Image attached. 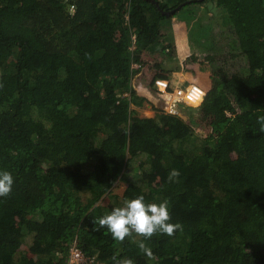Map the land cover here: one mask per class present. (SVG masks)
Returning <instances> with one entry per match:
<instances>
[{
	"label": "trees",
	"instance_id": "obj_1",
	"mask_svg": "<svg viewBox=\"0 0 264 264\" xmlns=\"http://www.w3.org/2000/svg\"><path fill=\"white\" fill-rule=\"evenodd\" d=\"M168 18L239 44L198 57L211 85L189 121L137 110L150 102L140 88L179 71ZM0 85V170L14 177L0 197V264H67L75 240L104 264H248L264 252V0H0ZM141 194L169 200L182 225L146 241L154 259L93 231Z\"/></svg>",
	"mask_w": 264,
	"mask_h": 264
},
{
	"label": "clouds",
	"instance_id": "obj_2",
	"mask_svg": "<svg viewBox=\"0 0 264 264\" xmlns=\"http://www.w3.org/2000/svg\"><path fill=\"white\" fill-rule=\"evenodd\" d=\"M257 124L259 132L264 133V115L257 118ZM180 175L179 170L171 169L167 174L168 181L178 183ZM13 184V175L7 170H0V197H8L12 192ZM169 208L170 201L167 199L160 203H146L144 195H137L135 198L125 199L123 206L115 207L109 214L94 219L93 231L106 228L113 240L121 243L128 238L144 256L154 259L153 250L146 241L157 234L172 236L177 230H182L180 223L170 222ZM111 260L113 264H135L129 257L118 258L113 255Z\"/></svg>",
	"mask_w": 264,
	"mask_h": 264
},
{
	"label": "crops",
	"instance_id": "obj_3",
	"mask_svg": "<svg viewBox=\"0 0 264 264\" xmlns=\"http://www.w3.org/2000/svg\"><path fill=\"white\" fill-rule=\"evenodd\" d=\"M173 22V27L169 33H163L172 51L171 63L179 67V71L173 74L172 78L174 80L172 79L171 82L175 85L199 83L208 90L211 85V66L208 63L201 64L198 61V57L200 58L209 53L237 51L239 44L234 49L230 50L226 48L224 51L215 52L217 49H223V47H227L228 44L236 41H225L221 44L214 45L210 38L205 36L197 37L191 21H178L174 18ZM191 73H197L198 75L194 78L190 76ZM148 90L151 96L147 95ZM138 93L147 97L154 106L161 108V100L153 95L156 98L154 99L152 97V91L149 88H140Z\"/></svg>",
	"mask_w": 264,
	"mask_h": 264
},
{
	"label": "built area",
	"instance_id": "obj_4",
	"mask_svg": "<svg viewBox=\"0 0 264 264\" xmlns=\"http://www.w3.org/2000/svg\"><path fill=\"white\" fill-rule=\"evenodd\" d=\"M75 6L70 7V11L73 12ZM135 38V35H133ZM172 53L171 48H167V51ZM139 63H133V68H140ZM151 91L155 90L161 100L160 110L167 114L185 116L191 115L199 105L202 103L206 94V89L199 83H189L187 85H175L167 79H156L151 85ZM128 93L125 94V96ZM183 103L190 104V111L188 114H183L180 107ZM67 264H104L103 261L96 256L86 255L78 246L77 241H74L73 246L70 248V255Z\"/></svg>",
	"mask_w": 264,
	"mask_h": 264
},
{
	"label": "rangeland",
	"instance_id": "obj_5",
	"mask_svg": "<svg viewBox=\"0 0 264 264\" xmlns=\"http://www.w3.org/2000/svg\"><path fill=\"white\" fill-rule=\"evenodd\" d=\"M173 19L174 18H168V19H165V20L162 21L160 29L162 30L163 33L168 34L169 31L172 29L173 24H174ZM237 45H238L237 42H232V43L228 44L227 47H223V49H217L215 52L224 51V49H226V48L231 50V49H234ZM197 75H198L197 73H191L190 74V76H192L194 78H196ZM172 79L174 80V78H172ZM150 87H149V89L151 91ZM155 90H152V97L154 99H156L155 97L160 99L159 95L156 92H154ZM147 95L151 96L149 90H148V94ZM190 107H191L190 105L188 106L186 103H183L182 106L180 107V110L182 111L183 114H188L189 111H190ZM137 110H138V113L141 116H147V117H152L153 114L156 113V111L153 108V104L151 102H149V103L146 102L143 107H137ZM196 111H197V109L194 112H192L191 115H185V116H183V118L187 119L189 121V119H191V118L196 116V114H197ZM145 175L148 177L147 173H145ZM150 178L153 181H155V182H160L161 179L163 178V173L162 172H158L155 175L151 176ZM126 185L127 184L125 182L119 181L114 186L113 192H115L116 194L122 195L124 190H125V188H126ZM108 202H109V198L108 197H104L102 199V203H108ZM263 255H264V252L256 253V252L249 251V252H247L245 254L244 257H246V261L248 262V264H260L259 257L263 256Z\"/></svg>",
	"mask_w": 264,
	"mask_h": 264
},
{
	"label": "water",
	"instance_id": "obj_6",
	"mask_svg": "<svg viewBox=\"0 0 264 264\" xmlns=\"http://www.w3.org/2000/svg\"><path fill=\"white\" fill-rule=\"evenodd\" d=\"M181 6L178 7V9L180 8ZM175 10H172V11H168L166 12V14H172Z\"/></svg>",
	"mask_w": 264,
	"mask_h": 264
}]
</instances>
